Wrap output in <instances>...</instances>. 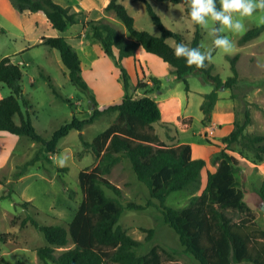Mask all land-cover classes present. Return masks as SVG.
<instances>
[{
  "label": "trees",
  "instance_id": "obj_1",
  "mask_svg": "<svg viewBox=\"0 0 264 264\" xmlns=\"http://www.w3.org/2000/svg\"><path fill=\"white\" fill-rule=\"evenodd\" d=\"M9 1L19 12H43L51 26L60 33L70 26L86 24V37L99 43L103 53L119 70L125 92L119 104L99 109L96 97L82 75L78 53L67 38L63 35L41 37L40 44L59 52L70 81L87 96L92 111L84 119L73 115L69 122L53 132L49 140H45L33 126L26 101L22 100L24 108L19 103L22 97L21 66L11 62L8 56L0 59V83L12 91V95L0 99V130L41 144L39 152L14 172L11 182H0L7 187V193L0 195V199L11 196L13 185L29 166L42 160L50 162V156L59 153L58 142L71 129L82 131L100 116L115 114L105 130L90 143L84 142L98 158V163L78 173L81 197L71 221L40 225L33 218H27L46 241V245L36 250L43 264H162L163 250L153 246L146 253H137L142 242L132 238L118 223L125 209H142V206L133 203L124 205L120 200L121 189L106 178L112 167L124 158L130 162L137 180L147 188L150 196L148 205L159 210L164 223L175 232L186 252L199 264H264V230L255 222L250 206L244 201V192L238 187L236 169L241 162L228 153V150L233 151L232 144L245 141L254 151L256 161L264 159L263 136L244 133L250 119L248 112L244 122L234 121L233 130L221 139L222 146H218L210 160L217 165L216 169L213 172L206 171L201 191L191 195L183 207L174 208L166 204L167 197L175 191L197 188L207 163L204 159L192 158L191 146L179 142L177 128L161 121V112L153 96H135L127 92L130 77L122 61L127 57H135L138 48L167 63L174 78L183 81L187 90L188 76L198 73L205 75L204 80L213 86V90L203 95L200 106L203 124L211 119L214 105L219 99L218 92L232 89L238 75L236 58L230 60L233 75L223 80L218 75L210 74L211 67L189 68L183 58L174 56L176 43L183 42L189 47L200 46L201 28L196 26L190 35L173 32L164 26L153 6L162 2L179 4L182 0H134L144 4L160 31L159 35L136 29L134 18L122 0H110L104 12L114 13L124 25L128 37L115 30L104 18L86 22V15L74 11L70 5L62 6L53 0ZM184 6L189 16L187 5ZM263 29L264 25L246 31L239 42L246 43L254 39ZM151 81L153 89L150 93L157 91L160 86V80L151 78ZM144 86L138 80L137 89ZM52 91L56 97L73 105L69 98L61 96L54 88ZM15 116L19 118V124L15 123ZM157 127L164 131L166 141H162L155 132ZM169 130L174 131L176 136L169 134ZM58 183L66 190L68 198L73 200L75 191L67 187L62 179H58ZM106 190L113 195L108 196ZM256 192L264 205V180ZM30 205L29 202L23 203V207ZM232 213H241L242 216L235 219ZM148 232L152 233V230ZM5 237L6 234H0V241H4ZM69 243L71 248L55 254V248L65 247Z\"/></svg>",
  "mask_w": 264,
  "mask_h": 264
},
{
  "label": "rangeland",
  "instance_id": "obj_2",
  "mask_svg": "<svg viewBox=\"0 0 264 264\" xmlns=\"http://www.w3.org/2000/svg\"><path fill=\"white\" fill-rule=\"evenodd\" d=\"M123 4L134 18L136 29L147 31L153 35L160 34L143 3L124 0ZM153 7L164 26L169 30L189 35L195 30L189 16L185 13L184 4L162 2ZM72 9L76 11L73 7ZM107 14L114 13L110 11ZM89 17L91 16L86 15V22L91 21ZM112 18L108 20V24L128 37L122 22L115 15ZM262 18H264L262 13H256L247 18L244 21L246 31L264 25L261 22ZM87 28L86 24H82L79 29H71L67 33L78 47L79 43L82 45L87 44L88 41L91 43V48L85 47L78 50L82 75L88 83L91 93L97 94L101 106H107L111 101L112 105L119 104L125 93L121 74L117 73L118 69L112 61L102 54L101 46L99 45L98 48L93 44L95 42L86 37ZM201 32L200 46H202V50H207L212 47V38L208 35L207 30L201 29ZM245 32L242 34L229 33L230 39L235 44L234 52L231 55H224L214 51L212 60L206 62V68L211 67V75H218L225 80L233 75L230 60L236 58L235 66L238 72L236 81L232 89L218 92L221 95L220 103L222 106L230 104L234 121L239 123L244 122L245 114L248 112L250 119L244 133L263 136L264 143V69L257 67L258 61L264 64V29L254 39L240 43L239 39ZM59 35H61L60 32L51 26L43 12H19L9 0H0V59L8 56L11 62L21 66L23 72L22 97L19 98V103L24 108L22 100L26 101L33 126L45 140H49L53 132L64 123L69 122L73 115L84 119L92 113L87 96L70 81L59 52L40 44L41 37ZM168 41L173 44L172 40ZM147 54L152 56L147 58L148 66L154 74L159 76L164 92L166 94L171 91L177 93L182 101L181 112L192 117L191 129L189 128L186 133L182 134L180 139L192 140L195 143L216 140L218 133L211 137L204 136L207 125L204 126L200 123L203 115L200 108L203 95L213 90H209L208 86L212 85L204 80L205 75L198 73L188 76L186 80L189 90H187L183 81L174 78L175 75L170 72L169 66V74L166 73L164 61L156 55ZM133 58L135 59V57ZM134 59L130 62L125 61L124 64L130 74V84H132L130 88L128 87V93H134L135 72L133 66H136ZM143 79L141 76L138 78L141 83L145 82ZM148 80L150 81V79ZM137 84L138 81L135 89H137ZM53 88L61 96L69 98L73 105L71 106L56 97L52 91ZM9 95H12L11 89L0 83V99ZM98 108L100 109L99 106ZM114 116L115 114L102 115L82 131L71 129L58 142L59 153L51 155L50 162L42 160L29 166L13 185L14 191L11 196L0 199V234H6L5 240L0 241V264H43L38 258L36 250L38 247L46 245V241L43 234L27 218H33L40 225L71 221L81 197L78 188V173L84 169H91L98 163V158L90 147L84 145V142L90 143L98 133L109 126ZM14 121L19 124L17 116L14 117ZM179 122L185 127L186 124H191V119L187 117L180 119ZM205 124L207 123L205 122ZM172 125L177 128L179 135L177 125ZM155 132L158 133L162 141H166L163 130L157 127ZM168 132L176 136L174 131L169 130ZM7 143L13 142L10 140ZM218 144L222 146V142ZM40 148V143L20 138L9 164L0 172V182H11L18 167L30 160L39 152ZM231 148L233 151L228 150V153L241 162L236 169L238 187L244 192V201L250 206L255 222L264 230V205L256 192L264 180V159L256 161L254 151L245 144V141L232 144ZM61 154L67 157V162L63 167L57 165V159ZM210 160L201 172L197 188L171 193L166 199L167 205L181 208L186 205L191 195L201 191L205 184L206 171H211L216 167ZM106 178L121 189L120 200L124 205L133 203L142 206V209H125L118 222L132 238L142 242V246L136 250L137 253L143 254L153 246H158L165 252L162 255V264H199L180 244L175 232L164 223L159 210L155 206L148 205L150 199L148 190L137 180L127 159H121L114 165ZM58 179L64 180L67 187L75 191L73 200L68 198L66 190L58 183ZM6 193L7 187L1 184L0 195ZM106 193L108 196L113 195L109 190H106ZM25 202H29L31 205L23 207ZM232 216L237 219L242 214L232 213ZM148 230H152V233H149ZM71 247L70 243L65 247H57L55 254L58 255Z\"/></svg>",
  "mask_w": 264,
  "mask_h": 264
},
{
  "label": "crops",
  "instance_id": "obj_3",
  "mask_svg": "<svg viewBox=\"0 0 264 264\" xmlns=\"http://www.w3.org/2000/svg\"><path fill=\"white\" fill-rule=\"evenodd\" d=\"M53 1L62 5V6H69L70 5L71 7L76 9V12L83 13L87 16L90 15L91 17H89V18L91 20H99L101 18H104V20L106 22H108V20L113 19L112 17L114 14L111 15V14H107L108 12H104L105 7L108 5L110 0H53ZM123 1L124 0L121 1L122 4H123ZM132 1L138 2V1H134V0H132ZM24 12H28V11H24ZM86 20H87V18H86ZM134 22H135V20H134ZM80 25H82V24L70 26L65 32L60 33L61 35L65 36L67 38V41L74 47V49L76 50L77 53H78L79 48H85V47L91 48V46H90L91 43L89 41L87 44L82 45L79 43V47L76 46L74 44L73 40L67 35V33H69V31L71 29H75V30L79 29ZM123 35L125 36V34H123ZM39 40H38V42H39ZM80 41L84 42L83 40H80ZM93 44L97 45L98 48L100 47L99 46L100 44L97 42H95ZM100 52L102 53L101 50H100ZM102 54H104V53H102ZM78 56L80 58V55H78ZM148 57H152V56L148 55L147 52H145L142 48H138L136 51L135 59L133 57H127V58L123 59L122 63H123L124 67H125V65H124L125 61L130 62L134 59V63L136 64V66H133V70L135 72V80H134V83L132 82L133 88H134V93L130 92L129 94H131V95L133 94L136 96H141L143 94H147V95L153 96L156 99L158 107H159L160 112H161V121L177 125V127L179 129V135H178L179 142L190 144L192 158L204 159L206 161V163L208 164L213 153H215L218 150V146H219L218 143H221V139L223 137L227 136L234 128V114L231 112L230 104H223V106H222V104L220 103L221 95H220V93H218L219 101H217L214 105V109L212 111L210 121L209 122L206 121L207 124H203L202 123L203 122V115H202V118L200 119V123L203 124L204 126L208 125L209 123H215L217 125V129L214 133V135L216 133H218V137L216 140H213V141L208 140L206 142L203 141L204 143H201V142L195 143L192 140L180 139V136L182 134L186 133L187 130L192 126V117H190L186 113L181 112L182 101H181L180 97L178 96L177 93L172 92V91L166 94V92H164V90L162 89L163 86L161 85L162 84L161 81H160L159 89L157 91H153L150 93V91L153 89V86H152L153 83L151 81V78H156L159 80V76L154 74L152 69L148 66L149 65L147 63ZM165 66L167 69L166 73L169 74L168 64L165 63ZM117 73H119V70ZM67 74H68V72H67ZM140 76L144 78L143 81L145 80V82H142V84H144L145 86L141 87L140 89H135L136 83L138 81V78H140ZM129 77H130V74H129ZM146 77H148V78H146ZM148 79H150L151 82ZM131 85L132 84H130V78H129V88ZM208 88L210 91L213 89V87L210 85L208 86ZM188 90H189V88H188ZM95 95H96V101H98L97 103H98V106L100 107V109H103L104 107L112 105V101H111L109 104L105 103V104H108L107 106H101L100 100H99L96 93H95ZM187 117H189V119H191V122H190L191 124H186L185 127H183L182 123H180L179 120L185 119ZM202 129H203V127H202ZM201 132H202V130H201ZM19 139H20V137H18L17 135L10 134L6 131L0 130V172L3 171L4 167L9 164L10 159L13 157V155L15 153L17 142L19 141ZM10 140L13 143L8 144L7 141H10ZM214 141H216V142H214ZM215 166H217V165L215 164ZM215 169H216V167L213 170H211V172H213Z\"/></svg>",
  "mask_w": 264,
  "mask_h": 264
},
{
  "label": "clouds",
  "instance_id": "obj_4",
  "mask_svg": "<svg viewBox=\"0 0 264 264\" xmlns=\"http://www.w3.org/2000/svg\"><path fill=\"white\" fill-rule=\"evenodd\" d=\"M187 5L191 24L207 30L212 38V47L202 50V46L189 47L183 42L176 43L173 54L183 58L189 68L202 69L212 60L213 52L231 55L235 44L230 34H242L246 31L244 21L256 13L264 14V0H182ZM264 23V18L261 20ZM264 69V64L257 62ZM67 157L61 154L57 165L65 166Z\"/></svg>",
  "mask_w": 264,
  "mask_h": 264
},
{
  "label": "built area",
  "instance_id": "obj_5",
  "mask_svg": "<svg viewBox=\"0 0 264 264\" xmlns=\"http://www.w3.org/2000/svg\"><path fill=\"white\" fill-rule=\"evenodd\" d=\"M205 136L211 137L214 135V132L217 129V125L215 123H210L206 128H205Z\"/></svg>",
  "mask_w": 264,
  "mask_h": 264
},
{
  "label": "bare ground",
  "instance_id": "obj_6",
  "mask_svg": "<svg viewBox=\"0 0 264 264\" xmlns=\"http://www.w3.org/2000/svg\"><path fill=\"white\" fill-rule=\"evenodd\" d=\"M207 126H208V125H207ZM207 126H206V127H207Z\"/></svg>",
  "mask_w": 264,
  "mask_h": 264
}]
</instances>
